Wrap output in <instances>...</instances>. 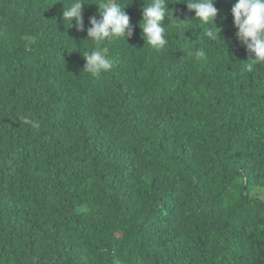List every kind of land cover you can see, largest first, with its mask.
Segmentation results:
<instances>
[{
	"label": "trees",
	"instance_id": "16d2710c",
	"mask_svg": "<svg viewBox=\"0 0 264 264\" xmlns=\"http://www.w3.org/2000/svg\"><path fill=\"white\" fill-rule=\"evenodd\" d=\"M82 2L85 31L70 0H0V264H264V63L236 0L217 28L168 0L159 50L149 0H118L133 35L101 45L99 76Z\"/></svg>",
	"mask_w": 264,
	"mask_h": 264
},
{
	"label": "clouds",
	"instance_id": "9594fccd",
	"mask_svg": "<svg viewBox=\"0 0 264 264\" xmlns=\"http://www.w3.org/2000/svg\"><path fill=\"white\" fill-rule=\"evenodd\" d=\"M186 2L189 11H194L193 19H198L204 24L212 23L218 9L214 6L216 0H180ZM168 0H149L142 9V21L139 27L142 29V36L145 44L154 49H163L167 43L166 24L164 19L169 17L171 11L168 9ZM85 3L82 0H70L67 7L63 9V19L72 27V20L75 19L77 31H85L83 21V8ZM98 8L100 19L96 16L89 17V27L86 29L87 38L95 46L92 50L86 51L83 57L86 61L84 69L88 73L99 76L108 72L113 67V61L105 54L101 45L110 39L120 38L127 42L133 35V27L130 24V17L124 11L127 5L122 6L118 0H99L95 4ZM233 24L237 29L238 41L246 47V50L254 55L251 60L255 63H264V0H236L231 9ZM219 32L209 30L207 35L215 38ZM195 55L200 58L204 56L203 51H197ZM252 65H249L251 68ZM25 123H32L33 127L38 126L35 122L25 119Z\"/></svg>",
	"mask_w": 264,
	"mask_h": 264
},
{
	"label": "rangeland",
	"instance_id": "374dc122",
	"mask_svg": "<svg viewBox=\"0 0 264 264\" xmlns=\"http://www.w3.org/2000/svg\"><path fill=\"white\" fill-rule=\"evenodd\" d=\"M256 196L262 200H264V189H260L258 191H256Z\"/></svg>",
	"mask_w": 264,
	"mask_h": 264
}]
</instances>
